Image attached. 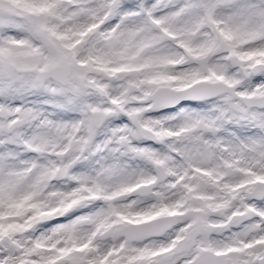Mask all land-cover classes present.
I'll list each match as a JSON object with an SVG mask.
<instances>
[{
  "label": "snow or ice",
  "instance_id": "snow-or-ice-1",
  "mask_svg": "<svg viewBox=\"0 0 264 264\" xmlns=\"http://www.w3.org/2000/svg\"><path fill=\"white\" fill-rule=\"evenodd\" d=\"M0 264H264V0H0Z\"/></svg>",
  "mask_w": 264,
  "mask_h": 264
}]
</instances>
